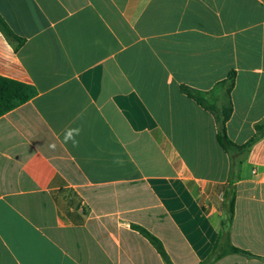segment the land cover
I'll list each match as a JSON object with an SVG mask.
<instances>
[{
    "label": "crops",
    "instance_id": "obj_1",
    "mask_svg": "<svg viewBox=\"0 0 264 264\" xmlns=\"http://www.w3.org/2000/svg\"><path fill=\"white\" fill-rule=\"evenodd\" d=\"M0 16L20 40L0 31V76L37 91L0 116V264H166L133 226L174 264L204 262L230 158L181 87L208 92L234 70L228 135L258 133L264 0H0ZM261 133L230 227L256 257L215 264H264Z\"/></svg>",
    "mask_w": 264,
    "mask_h": 264
},
{
    "label": "trees",
    "instance_id": "obj_2",
    "mask_svg": "<svg viewBox=\"0 0 264 264\" xmlns=\"http://www.w3.org/2000/svg\"><path fill=\"white\" fill-rule=\"evenodd\" d=\"M0 31L10 40L20 41L10 30L8 25L0 16ZM236 82V72L232 70L228 77L219 82L215 88L208 92H201L182 86L181 91L190 99L194 100L203 109L210 112L217 124V139L220 146L226 151L230 158V172L228 177V189L225 192L221 205L223 221L219 231L217 242L209 257L201 264H215L228 255H243L256 257L251 252L235 246L231 241L230 227L235 217L237 201V183L240 178L242 164L251 147L262 137L264 122L258 125L257 134L248 142L239 145L233 142L227 132V123L233 113L231 94ZM37 94L35 88L11 79L0 76V116L28 102ZM143 235L161 255L166 264H174L167 253L163 242L140 226H133Z\"/></svg>",
    "mask_w": 264,
    "mask_h": 264
},
{
    "label": "clouds",
    "instance_id": "obj_3",
    "mask_svg": "<svg viewBox=\"0 0 264 264\" xmlns=\"http://www.w3.org/2000/svg\"><path fill=\"white\" fill-rule=\"evenodd\" d=\"M69 140H71V141L73 142V146H75L76 141L74 140L73 135H72L71 132L68 133V134L65 136V141L67 142V141H69ZM53 147H54V145H53Z\"/></svg>",
    "mask_w": 264,
    "mask_h": 264
},
{
    "label": "rangeland",
    "instance_id": "obj_4",
    "mask_svg": "<svg viewBox=\"0 0 264 264\" xmlns=\"http://www.w3.org/2000/svg\"><path fill=\"white\" fill-rule=\"evenodd\" d=\"M249 261H247V263H248Z\"/></svg>",
    "mask_w": 264,
    "mask_h": 264
}]
</instances>
